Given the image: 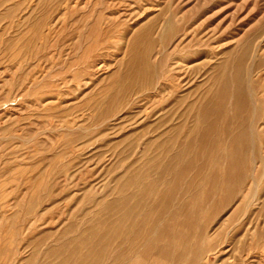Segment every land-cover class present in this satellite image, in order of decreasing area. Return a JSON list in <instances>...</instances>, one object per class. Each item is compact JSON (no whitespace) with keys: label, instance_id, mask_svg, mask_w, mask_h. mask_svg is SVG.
<instances>
[{"label":"rangeland","instance_id":"obj_1","mask_svg":"<svg viewBox=\"0 0 264 264\" xmlns=\"http://www.w3.org/2000/svg\"><path fill=\"white\" fill-rule=\"evenodd\" d=\"M0 264H264V0H0Z\"/></svg>","mask_w":264,"mask_h":264},{"label":"bare ground","instance_id":"obj_2","mask_svg":"<svg viewBox=\"0 0 264 264\" xmlns=\"http://www.w3.org/2000/svg\"><path fill=\"white\" fill-rule=\"evenodd\" d=\"M106 113V112H105Z\"/></svg>","mask_w":264,"mask_h":264}]
</instances>
